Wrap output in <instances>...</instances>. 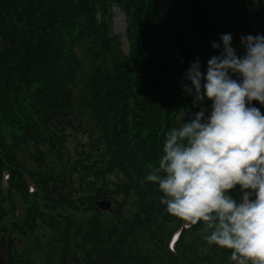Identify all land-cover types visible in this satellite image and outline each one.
<instances>
[{"label":"trees","instance_id":"trees-1","mask_svg":"<svg viewBox=\"0 0 264 264\" xmlns=\"http://www.w3.org/2000/svg\"><path fill=\"white\" fill-rule=\"evenodd\" d=\"M243 77L255 93L239 110ZM209 111L227 130L219 158ZM258 123L264 0H0V233L18 195L27 207L10 231L21 243L47 228L49 264H264ZM102 197L109 214L94 208ZM23 255L9 238L8 264H30Z\"/></svg>","mask_w":264,"mask_h":264},{"label":"rangeland","instance_id":"rangeland-1","mask_svg":"<svg viewBox=\"0 0 264 264\" xmlns=\"http://www.w3.org/2000/svg\"><path fill=\"white\" fill-rule=\"evenodd\" d=\"M111 28H112V32L113 33L121 35L122 42H123V47L126 49L127 48V41H126V38H125L126 20H125V16H124L123 12L121 10H119L117 7H114L112 9V26H111ZM256 133L258 134V137L260 139H264V125L257 126ZM85 216H86V214L77 215L76 221L77 220L78 221L81 220ZM46 230H47V228H41V227L39 228V231H40L39 234L41 236V238H40L41 242L39 244H41L42 242H44V241L48 240V238H50L51 233L47 232ZM11 237L17 238V236H15L14 234H11ZM26 244L29 245V242H26ZM17 247L19 249L22 248L20 245L17 246ZM30 250L31 249H27L26 248V252L29 253L30 258H31V254L33 253V251L32 250L30 251ZM40 253L47 257V255H46L47 252L46 251H42ZM29 255H23V258H27V257H29ZM51 255H52V258L54 259V253H51Z\"/></svg>","mask_w":264,"mask_h":264},{"label":"water","instance_id":"water-1","mask_svg":"<svg viewBox=\"0 0 264 264\" xmlns=\"http://www.w3.org/2000/svg\"><path fill=\"white\" fill-rule=\"evenodd\" d=\"M97 205L100 209L102 210H105V209H108L110 210L111 209V202L107 199H101L97 202ZM1 260H0V264H1Z\"/></svg>","mask_w":264,"mask_h":264}]
</instances>
